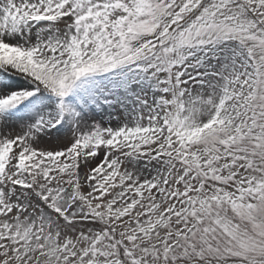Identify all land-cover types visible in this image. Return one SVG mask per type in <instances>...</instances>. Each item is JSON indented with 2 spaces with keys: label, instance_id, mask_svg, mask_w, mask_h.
<instances>
[{
  "label": "snow or ice",
  "instance_id": "snow-or-ice-1",
  "mask_svg": "<svg viewBox=\"0 0 264 264\" xmlns=\"http://www.w3.org/2000/svg\"><path fill=\"white\" fill-rule=\"evenodd\" d=\"M0 264H264V0H0Z\"/></svg>",
  "mask_w": 264,
  "mask_h": 264
}]
</instances>
